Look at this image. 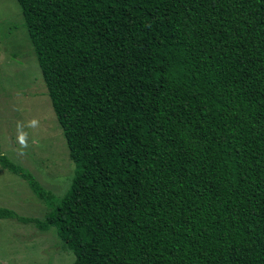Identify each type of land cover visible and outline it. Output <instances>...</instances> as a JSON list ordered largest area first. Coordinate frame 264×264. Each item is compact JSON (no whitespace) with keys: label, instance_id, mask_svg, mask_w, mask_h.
<instances>
[{"label":"trees","instance_id":"16d2710c","mask_svg":"<svg viewBox=\"0 0 264 264\" xmlns=\"http://www.w3.org/2000/svg\"><path fill=\"white\" fill-rule=\"evenodd\" d=\"M17 2L70 187L0 153L48 206L0 220L74 264H264V0Z\"/></svg>","mask_w":264,"mask_h":264},{"label":"rangeland","instance_id":"374dc122","mask_svg":"<svg viewBox=\"0 0 264 264\" xmlns=\"http://www.w3.org/2000/svg\"><path fill=\"white\" fill-rule=\"evenodd\" d=\"M45 92L21 7L17 0H0V153L61 198L70 187L65 181L71 172L69 151ZM0 208L17 217L42 220L48 210L26 180L1 163ZM74 261L72 251L55 233H41L34 224L16 218L0 220V264Z\"/></svg>","mask_w":264,"mask_h":264}]
</instances>
